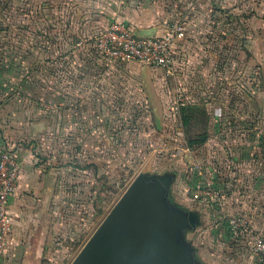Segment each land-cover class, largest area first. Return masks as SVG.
Instances as JSON below:
<instances>
[{
	"label": "rangeland",
	"instance_id": "rangeland-1",
	"mask_svg": "<svg viewBox=\"0 0 264 264\" xmlns=\"http://www.w3.org/2000/svg\"><path fill=\"white\" fill-rule=\"evenodd\" d=\"M208 20L218 34L233 36L235 74L244 77V90L252 98L263 93L264 0H0V161L7 153L21 169L27 162L42 170L62 224L41 264L82 257L139 181L165 183L180 205L198 203L208 216L220 205L201 198V183L186 181L199 165L198 145L190 143L201 140L205 125H182L187 102H180L186 95L177 56L183 43L175 46L172 74L105 51L130 48L138 31L161 37L183 25L193 34L197 21ZM189 144L191 164L184 153ZM220 191L222 204L226 188ZM0 264H22L11 258L8 242Z\"/></svg>",
	"mask_w": 264,
	"mask_h": 264
},
{
	"label": "crops",
	"instance_id": "crops-1",
	"mask_svg": "<svg viewBox=\"0 0 264 264\" xmlns=\"http://www.w3.org/2000/svg\"><path fill=\"white\" fill-rule=\"evenodd\" d=\"M215 27V21H197L193 34L188 30L182 41L177 56L181 66L178 81L187 106L178 114L183 116L184 128H190L194 121L205 125L201 140L194 142L199 165L185 174L186 181L203 186L213 181L220 190L226 188L225 199L211 208L208 216L207 209L199 208L198 203L191 208L180 205L179 196L161 183L162 203L167 212L178 213L185 220L174 236L177 245L184 248L188 264H259L251 238L233 236L230 220L245 217L253 232L264 234V91H256L258 95L252 98L244 90V77L240 81L235 74L233 36L218 34ZM261 81L258 78L259 85ZM253 105L259 107L254 112ZM155 111L158 114L157 108ZM184 118L189 119V125ZM158 121L159 116L156 124L161 130L164 125L160 122L159 127ZM190 144L184 153L191 164ZM49 184L42 170L23 163L9 205L13 226L8 239L11 258L20 259L22 264L43 263L46 250L60 233ZM72 264L82 263L75 259Z\"/></svg>",
	"mask_w": 264,
	"mask_h": 264
},
{
	"label": "water",
	"instance_id": "water-1",
	"mask_svg": "<svg viewBox=\"0 0 264 264\" xmlns=\"http://www.w3.org/2000/svg\"><path fill=\"white\" fill-rule=\"evenodd\" d=\"M137 33L153 36L152 30ZM162 192L161 183L148 187L146 180L130 187L92 236L79 262L188 264L186 252L174 236L185 220L178 213L167 212Z\"/></svg>",
	"mask_w": 264,
	"mask_h": 264
},
{
	"label": "built area",
	"instance_id": "built-area-1",
	"mask_svg": "<svg viewBox=\"0 0 264 264\" xmlns=\"http://www.w3.org/2000/svg\"><path fill=\"white\" fill-rule=\"evenodd\" d=\"M186 38V29L183 25H175L170 33L165 36H141L137 32L130 35V48H108L105 51L108 55L121 57L123 59H140L150 65L163 67L168 74L173 73L175 65V46ZM121 44V42H120ZM102 51V50H101ZM183 95V94H182ZM180 102H186V99ZM21 174V163L9 154L2 155L0 161V249H3L12 232V221L9 205L12 196L15 194ZM201 198L215 202L222 201V193L213 181H207L203 186ZM230 229L236 238L250 237L253 252L258 263L264 264V234L255 233L249 221L242 217L230 220Z\"/></svg>",
	"mask_w": 264,
	"mask_h": 264
},
{
	"label": "trees",
	"instance_id": "trees-1",
	"mask_svg": "<svg viewBox=\"0 0 264 264\" xmlns=\"http://www.w3.org/2000/svg\"><path fill=\"white\" fill-rule=\"evenodd\" d=\"M184 122L186 125H189V119L188 118L187 119L184 118ZM193 143H194V141L191 142V144H193Z\"/></svg>",
	"mask_w": 264,
	"mask_h": 264
}]
</instances>
